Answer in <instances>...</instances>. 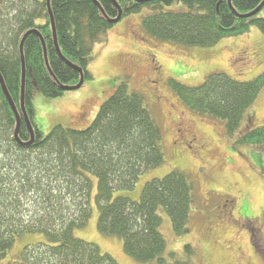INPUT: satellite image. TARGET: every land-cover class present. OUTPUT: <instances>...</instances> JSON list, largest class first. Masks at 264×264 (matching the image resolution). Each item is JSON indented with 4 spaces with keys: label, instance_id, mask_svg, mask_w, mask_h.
Masks as SVG:
<instances>
[{
    "label": "trees",
    "instance_id": "obj_1",
    "mask_svg": "<svg viewBox=\"0 0 264 264\" xmlns=\"http://www.w3.org/2000/svg\"><path fill=\"white\" fill-rule=\"evenodd\" d=\"M97 1L104 14L93 0H51L61 52L83 70L85 81L92 78L89 65L95 46L108 43V33L115 25L111 20L118 16L112 0ZM116 1L123 18L150 9L142 19L145 31L185 46L213 47L253 28L264 33V7L255 16L240 18L229 0ZM263 2L232 0V5L238 14L246 15ZM175 3L185 9H169ZM31 30H38L44 38L55 78L46 65L40 37L30 34L24 45L25 105L36 139L29 147L15 138L16 116L0 85V264H118L97 245L75 235L92 217L93 177L97 179L101 235L122 240L127 257L140 263L192 264L193 247L186 244L183 256L168 254L160 231L161 211H165L177 236L190 232L195 186L187 174L174 170L151 180L140 201L119 195L133 190L142 173L166 159L161 128L141 93L130 91L128 83L121 81L88 127L57 125L48 135L38 131L34 91L60 98L66 93L61 85L74 86L80 81V73L56 50L47 0H0V72L17 108L20 110L22 85L20 45ZM251 65L243 58L230 67L240 74ZM171 85L183 105L223 120L227 134L236 137L264 88V73L248 81L217 73L198 87L172 79ZM251 117L248 114L246 121ZM240 133L238 144L264 143V123L250 129L245 125ZM19 137L22 142L31 139L25 120ZM33 233L43 234L46 242L27 245L18 258L8 259L16 240Z\"/></svg>",
    "mask_w": 264,
    "mask_h": 264
},
{
    "label": "rangeland",
    "instance_id": "obj_2",
    "mask_svg": "<svg viewBox=\"0 0 264 264\" xmlns=\"http://www.w3.org/2000/svg\"><path fill=\"white\" fill-rule=\"evenodd\" d=\"M169 9L183 10L185 7L175 3ZM150 12L145 8L140 13L124 17L109 31L108 43L95 46L94 60L89 65L92 78L85 82L82 89L66 92L63 97L54 99L34 91L35 125L43 135H48L57 125L84 129L93 122L116 86L126 81L130 91L144 96L160 126L166 159L162 165L142 173L133 190L121 191L119 195L140 201L146 183L180 170L194 183L195 202L189 221L190 232L184 236L174 233L168 214L161 211L163 223L160 231L167 241V253L175 252L183 256L185 245L190 244L194 249L192 264H234V261L237 262L235 264H264V222L261 221L259 229L254 223L240 222V218L264 216V143H236L245 125L250 129L264 123V88L254 107L246 114L252 116L251 120L246 121L245 116L236 137H230L223 120L190 110L182 104L171 85L172 79L198 87L204 84L207 77L217 73L243 81L263 74L264 33L253 28L243 36L224 39L213 47L185 46L148 34L142 19ZM153 56L162 65H153L158 74L157 81L165 77V83L161 86L159 81L157 88L148 82ZM243 58L252 65L239 74L230 65L233 67ZM158 87L168 97L167 102L160 103L154 99L152 93ZM187 125L195 133L208 136L207 149L204 153L199 152L200 156L194 147V152L189 154L185 153L182 144L174 143L178 130L186 133L183 128L186 129ZM182 136L188 137L187 134ZM93 181L92 217L86 227L75 230L76 237L97 245L103 254L112 256L118 264H144L127 257L122 240L100 234L97 179L93 177ZM226 194L229 196L225 197ZM232 206L235 220L228 213V208ZM44 242L46 237L41 233L22 236L14 243L8 259L18 258L27 245ZM236 245L243 250L246 261H242L241 255L236 256Z\"/></svg>",
    "mask_w": 264,
    "mask_h": 264
},
{
    "label": "water",
    "instance_id": "obj_3",
    "mask_svg": "<svg viewBox=\"0 0 264 264\" xmlns=\"http://www.w3.org/2000/svg\"><path fill=\"white\" fill-rule=\"evenodd\" d=\"M94 3L99 7V9L102 11V13L104 14V10L101 6V4L97 1V0H93ZM114 2V5L117 7L118 9V16L115 18V19H112L111 22L113 24H117L119 23L122 19H123V10L122 8L120 7V5L118 4V2L116 0H112ZM137 2H140V3H146V2H150V1H155V0H135ZM47 6H48V13H49V17H50V22H51V28H52V32H53V40H54V44H55V47H56V50L59 54V56L69 65L71 66L72 68H74L75 70H77L79 73H80V81L77 85H74V86H67V85H61V88L62 90H64L65 92H72V91H77V90H80L82 88V86L84 85L85 83V78H84V72L81 68H79L78 66L72 64L70 61H68L62 54L61 52V49H60V46H59V43H58V37H57V32H56V25H55V18H54V14H53V11H52V8H51V0H47ZM229 6L231 8V10L234 12V14L240 18H249V17H252V16H255L257 15L261 9L264 7V2L253 12L249 13V14H246V15H240L238 14L233 5H232V0H229ZM37 34L40 39H41V42H42V46H43V50H44V56H45V62H46V65L51 73V75L55 78L51 68H50V64H49V60H48V53H47V46H46V42L44 40V38L42 37V35L40 34V32L38 30H31L29 32H27L25 34V36L23 37L22 39V42H21V45H20V53H21V59H22V85H21V99H20V110L21 112L18 110L14 100L12 99L9 91H8V88L6 86V83H5V80L0 72V85L2 87V90H3V93L7 99V101L9 102L15 116H16V130H15V138L16 140L22 145V146H25V147H29L31 146L34 142H35V139H36V130L34 128V126L32 125V123L30 122L29 120V116H28V113H27V109H26V105H25V86H26V76H27V73H26V63H25V56H24V45H25V41L27 39V37L30 35V34ZM25 120V122L27 123V126L29 128V132H30V136H31V139L30 141L28 142H22L20 140V137H19V131H20V127H21V124H22V121Z\"/></svg>",
    "mask_w": 264,
    "mask_h": 264
},
{
    "label": "flooded vegetation",
    "instance_id": "obj_4",
    "mask_svg": "<svg viewBox=\"0 0 264 264\" xmlns=\"http://www.w3.org/2000/svg\"><path fill=\"white\" fill-rule=\"evenodd\" d=\"M150 62H151V66H152V74H151V78L149 79L148 82H150L151 84H154L157 88V85L159 84L158 82L160 81V79H159V81H157L156 77L158 74L156 72V69L155 68L153 69V65L155 66L156 64H158L160 67H162V65L158 62V60L155 58V56H153L152 59H150ZM160 82H161V86H162V84L165 83V77H163V79H161ZM166 82H168V80H166ZM159 90H160V88L158 87V89L155 90V93H152L154 99L156 98L157 102H160V103H164V100H165V102H167L168 97L165 94H163V90H162V92H160ZM156 94H157V96H156ZM183 129L186 133H182L181 130H178V135H177V138H176L174 143L176 145H178L179 143L182 144L185 147V150H186L185 153L188 152L189 154H192V152H194L192 149V147H194L196 149L197 154H199V156H200L199 152L204 153V151L207 149V148H205L207 146L205 144L207 142L208 136H205V134H202L200 132L195 133V131L192 128H190L188 125H187L186 129L185 128H183ZM182 134H187L188 137H184V136H182ZM193 157H194V155H193ZM202 157H203V155H202ZM198 160H203V158H200ZM226 196H229V194H226L225 197ZM224 208H226V207H224ZM234 209H235V207H234ZM232 211H233V206L231 208H228V213H230L231 219L233 218V220H235L236 216L234 215V211H233V213H232ZM261 221L264 222V216H261V215L258 216V218L256 217L254 219H251V218L242 219V218H240L241 224H243L245 222H251V223L256 224L257 229H259V227H262ZM235 254H236V256L241 255L243 262L246 261V260H244V258H246V255L244 254L243 250L239 246L236 248ZM235 263H237V262L234 261V264Z\"/></svg>",
    "mask_w": 264,
    "mask_h": 264
},
{
    "label": "bare ground",
    "instance_id": "obj_5",
    "mask_svg": "<svg viewBox=\"0 0 264 264\" xmlns=\"http://www.w3.org/2000/svg\"><path fill=\"white\" fill-rule=\"evenodd\" d=\"M10 105V104H9Z\"/></svg>",
    "mask_w": 264,
    "mask_h": 264
}]
</instances>
